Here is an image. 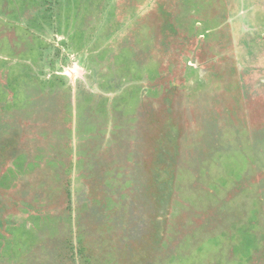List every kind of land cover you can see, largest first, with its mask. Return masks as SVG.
Instances as JSON below:
<instances>
[{
	"label": "rangeland",
	"instance_id": "374dc122",
	"mask_svg": "<svg viewBox=\"0 0 264 264\" xmlns=\"http://www.w3.org/2000/svg\"><path fill=\"white\" fill-rule=\"evenodd\" d=\"M0 264H264V0H0Z\"/></svg>",
	"mask_w": 264,
	"mask_h": 264
}]
</instances>
